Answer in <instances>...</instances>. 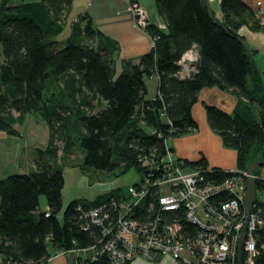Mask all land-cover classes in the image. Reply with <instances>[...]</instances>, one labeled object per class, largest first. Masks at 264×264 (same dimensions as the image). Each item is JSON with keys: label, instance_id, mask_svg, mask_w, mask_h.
Returning <instances> with one entry per match:
<instances>
[{"label": "trees", "instance_id": "trees-1", "mask_svg": "<svg viewBox=\"0 0 264 264\" xmlns=\"http://www.w3.org/2000/svg\"><path fill=\"white\" fill-rule=\"evenodd\" d=\"M71 4L72 0H0V131L17 136L13 124L25 114H36L50 134L47 146L36 150L32 171L0 178L3 264H48L50 257L86 248L101 237L98 228H81L76 207L116 198V190L91 203L73 199L62 210L64 176L54 163L56 140L62 142L61 161L78 144L82 156L77 166L82 172L93 169L102 178L131 168L140 172L146 166L143 156L158 159L171 151L167 139L197 128L191 107L198 92L217 87L234 94L237 102L231 113L204 105L208 126L225 148L235 151L236 168L244 169L257 154L264 159V87L238 40L242 26L251 32L262 30L251 7L242 0H220L221 19H212L205 0H155L165 30L147 25L145 31L155 37L154 48L138 63L124 60L117 69V47L94 43L99 33L86 15L71 22L63 41L57 40ZM192 48L197 52L195 71L180 77L178 61ZM154 74L157 93L147 98L145 80ZM51 86L57 91L48 94ZM71 125L76 137H71ZM183 162L207 166L203 156ZM213 168L211 175H226L222 168ZM41 195L44 211L39 210ZM255 238L258 254L252 264H264V228L256 230ZM84 264L110 260L103 253Z\"/></svg>", "mask_w": 264, "mask_h": 264}, {"label": "built area", "instance_id": "built-area-1", "mask_svg": "<svg viewBox=\"0 0 264 264\" xmlns=\"http://www.w3.org/2000/svg\"><path fill=\"white\" fill-rule=\"evenodd\" d=\"M256 5L260 7V2ZM129 11L136 27L148 25L140 3L131 2ZM256 14L262 15L261 9ZM154 40L151 37L152 49ZM196 58L194 48L182 55L180 77L195 71ZM142 160L146 166L137 172L140 182L129 185L126 194L114 188L116 198L91 207L77 205L81 228H98L101 237L91 246L66 251L76 253L73 264H84L103 253L110 264H127L136 258L157 262L162 257L179 264H234L242 229L245 263H253L258 254L255 232L264 228V170L252 175L259 184L246 214L245 169H222L226 175L220 178L210 174L216 170L213 167L184 165V159L169 150L158 159L143 156Z\"/></svg>", "mask_w": 264, "mask_h": 264}, {"label": "crops", "instance_id": "crops-1", "mask_svg": "<svg viewBox=\"0 0 264 264\" xmlns=\"http://www.w3.org/2000/svg\"><path fill=\"white\" fill-rule=\"evenodd\" d=\"M15 1L17 0H12V2ZM133 1L140 3L145 8L148 25L165 30L164 20L157 12L155 0H72L64 29L69 28V35L71 22L80 15H86L90 19L93 29L99 33L94 37V43L98 44L99 42L101 46L114 44L117 47V69L120 67V62L124 60L138 63L140 56L151 49V37L144 28L134 25L133 15L129 11V5ZM219 1L205 0L217 19H221ZM242 1L254 10L260 20L262 30L251 32L242 26L238 33L248 41L260 64H264V0ZM257 2H260V7L256 5ZM259 9H261L262 15L256 14ZM145 87L147 98L156 95L157 75L154 74L147 78ZM236 102L237 97L228 91L217 87H203L191 107V115L197 123V128L189 134L167 139L166 147L171 149L174 156L187 161H196L200 156H203L207 165L211 167L235 168V151L225 148L220 137L210 129L204 105L214 106L223 112L231 113ZM17 115L18 113L14 112V116ZM13 127L18 132L17 136L0 131V178L14 173L32 171L37 158L36 150H43L49 141V128L44 120L36 114H25L20 121L13 124ZM39 210L44 211V208L39 206ZM73 257L72 252L58 253L48 259V264H72ZM130 264L179 263L170 257H162L157 262L136 258Z\"/></svg>", "mask_w": 264, "mask_h": 264}, {"label": "rangeland", "instance_id": "rangeland-1", "mask_svg": "<svg viewBox=\"0 0 264 264\" xmlns=\"http://www.w3.org/2000/svg\"><path fill=\"white\" fill-rule=\"evenodd\" d=\"M68 30L69 28L66 27L57 36V40L59 42L63 41L67 37L69 32ZM56 90L57 89L54 86H51L48 94L55 93ZM70 132L71 137H76V130L72 125L70 127ZM56 143L59 146V150L57 152V160H55L56 162L54 161V163L61 168L64 176V185L62 188V210L68 204V202L73 199H81L86 203H91L98 195L115 189L122 190L126 194L129 185L140 182V174H138L132 168L117 177L110 178L100 177L93 169H87L86 172H82L77 166V163L80 162L82 156V150L78 144L74 145L71 152L67 154L66 159L61 161L60 159L63 155L61 150L62 142L61 140H56ZM263 169L264 167L260 168L259 170ZM114 196H116L115 192ZM39 206L40 208H44V210L46 209V200L43 195L40 196ZM72 253L76 256L75 252L72 251ZM71 261L73 264V258Z\"/></svg>", "mask_w": 264, "mask_h": 264}, {"label": "water", "instance_id": "water-1", "mask_svg": "<svg viewBox=\"0 0 264 264\" xmlns=\"http://www.w3.org/2000/svg\"><path fill=\"white\" fill-rule=\"evenodd\" d=\"M208 14L214 19L213 13L208 6ZM239 42L244 46V48L248 51L251 60L255 64L257 70L259 71L261 82L264 87V69L260 65V62L256 59L253 51L248 43L241 35H238ZM264 167V159L261 158L260 154H257L256 157L247 163L245 166V171L247 172V176L244 181L245 191L243 198V207L245 209V213L247 214L251 208V203L254 199V188H255V179L253 178V174L258 173L259 169ZM245 235V230L242 229L240 232V236L238 239L237 250H236V263L242 264V245L243 239Z\"/></svg>", "mask_w": 264, "mask_h": 264}, {"label": "bare ground", "instance_id": "bare-ground-1", "mask_svg": "<svg viewBox=\"0 0 264 264\" xmlns=\"http://www.w3.org/2000/svg\"><path fill=\"white\" fill-rule=\"evenodd\" d=\"M257 186V183H256V181H255V187ZM245 230V229H244ZM239 239V238H238ZM243 241H244V239H243ZM237 244H238V241H237ZM257 248V247H256ZM236 250H237V245H236ZM242 254H245L244 252H243V245H242Z\"/></svg>", "mask_w": 264, "mask_h": 264}]
</instances>
